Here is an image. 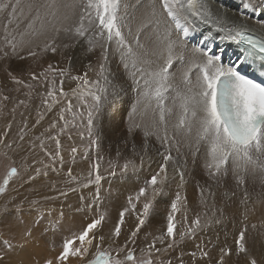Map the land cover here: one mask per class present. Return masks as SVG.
<instances>
[{"label": "snow or ice", "instance_id": "snow-or-ice-1", "mask_svg": "<svg viewBox=\"0 0 264 264\" xmlns=\"http://www.w3.org/2000/svg\"><path fill=\"white\" fill-rule=\"evenodd\" d=\"M240 7L243 12L230 15L212 0H0L2 71L18 86L16 92L28 89L23 95L29 99L32 82L46 85L41 103L47 111L67 96L65 79L76 82L73 119L81 123L73 127L81 140L87 133L81 159L89 162L82 179L68 169L66 190L55 181L46 185L56 195L14 196L0 203V264H264V78L256 82L242 69L218 63L219 56L187 47L197 20L213 23L226 38L246 46L245 59L255 57L264 69V0H240ZM49 53L66 59L67 65L48 63L39 72L31 65L25 68V61L42 62ZM112 56L118 57L114 70ZM77 63L83 71L73 75ZM90 73L95 79H89ZM50 75L60 78L58 89ZM3 89L13 90L7 84ZM133 91L135 103L126 118L121 114L117 120L121 96ZM10 99L0 90V109ZM19 106L28 104L18 99L13 120ZM72 108L69 103L67 111ZM64 112L61 108V121ZM43 119L38 111L33 127ZM67 123L49 137L56 143L54 154L36 138L49 163H29L24 154L37 146L27 140V118L11 141L12 122L6 123L0 131V157L7 161L0 197L17 180L20 184L12 191L19 195L20 188L38 177L60 175L66 161L58 137ZM57 127L56 121L49 125L50 130ZM153 138L160 147L153 146ZM105 141L109 148L115 146L106 168L100 154ZM78 151L71 148L72 163ZM190 164L191 176L202 168L204 181H195L197 203L204 210L192 217L186 194L192 183L186 178ZM146 165L149 174L144 176ZM249 181L261 189L255 200L247 190ZM93 186L87 196L81 192ZM240 190L242 197L237 196ZM77 192V202L67 203L69 193ZM114 195L122 196L123 203L113 218L108 208ZM165 196L169 201L163 221L153 228L160 215L158 198ZM57 201L59 210L47 206ZM128 218L134 224L125 235ZM145 228L150 230L141 241ZM205 234L208 238L201 239ZM42 249L47 252L43 257Z\"/></svg>", "mask_w": 264, "mask_h": 264}, {"label": "rangeland", "instance_id": "rangeland-1", "mask_svg": "<svg viewBox=\"0 0 264 264\" xmlns=\"http://www.w3.org/2000/svg\"><path fill=\"white\" fill-rule=\"evenodd\" d=\"M228 1L229 0H216V2H218L222 6H225L226 2H228ZM113 47H115L114 44H113ZM47 55H50V56H49L48 61L46 63H40V62L33 63L32 60H28V61H25V63H24L25 68H27L29 65H31L32 68H34L37 72H39L41 70V68L42 67H46L48 63H52L54 67H65L67 65V60L66 59H63L62 60L60 56H58V55L57 56H53L51 53H49ZM92 59H93V62H95L96 57L94 56ZM220 59H221V57H220ZM83 63H87V59L86 58L83 59ZM79 65L77 63L75 66L72 67V71H74V73H72L73 75L75 73L82 74L83 69ZM78 74H75V75H78ZM89 76H94L91 79H95V75L94 74L93 75L89 74ZM52 78H54L56 80V87L58 89L60 87L59 84L57 83L59 77L58 76L52 77L50 75V79H52ZM24 79L26 81L29 80V78L26 75L24 76ZM0 80L2 81V83L0 84V90H4L5 91V94H10V96H11V99L9 101H7V102H4V105L5 106L2 109H0V112L3 113V114H0V131H3L4 130V128L6 126V123L12 122L11 135L9 136V141H11V139L16 136V133H17L18 129L23 126V120H24V118H27L28 126H29V133H28L27 140H29V141H35V143H36L37 146L33 150L32 153L25 152L24 154L25 155H28V157H29V163H31V161L33 159H35V160H45V158H47V157H45L44 151H42L40 149V147L38 148V141H39V144H40V140H37L36 138L37 137H40L44 141V149H48L50 147H52L53 149H56V143H55V141L52 140V139H50L49 137L50 136H53V135H56L57 132L59 131V128L60 127H64V124L65 123L63 125L61 124L60 126H58L57 129H53L52 130V133L50 135L49 134H45L43 136V135L40 134L38 136V125H36L35 127H33V125L35 124V121L38 119V86H40V85L37 84L36 82H32L35 85V90L33 91V95L31 97V99H29L27 96L23 95V93H26L28 91V89L22 88L21 89V92H16L14 90L18 86L11 84L7 80L6 74L2 71V66H0ZM4 84H7L8 85V88H11L13 90L10 93H8L6 89H3V85ZM45 88L47 89V86ZM69 93L72 94L73 93L72 90ZM18 99H24L26 101V103L28 104V108H25L23 106L17 107L16 113H15V118L16 117H17V119H20L21 118L19 120L20 121V124L19 125L15 124V122L13 123V114H12V108L17 105ZM70 100H71V98H65V97L60 98V103L56 104L55 106H57V105H59V104L62 103V108H64L65 105ZM29 106H32V107H29ZM49 112L50 111H48V114H49ZM21 113L24 114L23 117L21 116ZM39 113L40 114L41 113L44 114L45 113L44 112V109L41 108V110L39 111ZM74 113H72V114L71 113H68L65 116V121L68 122L67 123V130L63 134H60L59 135L58 138L60 139V143L62 141L64 142L66 139H68L69 136L76 137L78 135L77 138H79L81 140V138H80V136L78 134L79 129L73 127V124H79L81 122L78 121V120H74L73 119V114ZM47 117H48V115L44 116V119L41 120L40 124L46 123ZM50 124H51V121L48 122L47 127H49ZM13 126L14 127L16 126V127L13 128ZM47 127L45 126V128H47ZM82 142H83V144L82 145L80 144L81 146H79V144H77L76 146H71V145H67V144L64 145V147L61 146V149H60L61 155L64 157L66 163H71V157H70L69 153H70V150H71L72 147H77L78 150H79L78 153L76 154V157L77 158H78V156L82 155L81 153H83V149L88 144V137H87V133L86 132H85L84 139L82 140ZM105 145H107V144L105 143ZM0 151H4V149H3L2 146H0ZM100 154L104 156V160L101 163H102V166L104 168H106L107 167V164H108V160L110 158H113V156H111L110 154L109 155L108 154H105L103 151ZM111 154H114V150L111 152ZM81 157L79 159H77L78 161L75 163V167L76 168H74V169L71 166H66V163L64 164V166H63V169L64 170L62 169L61 170V173H60L61 178H58V179L57 178H54V176H55L54 174L55 173L51 172V173H49V178L48 179H46L43 176H41V177H38L35 182H33L31 184H28V185H26L23 188H20L19 189V194L20 193L22 194L24 191H27L28 192V194H27L28 196L27 197L32 198V199H41V196L44 195V194H48V195L49 194L50 195L53 194V195H56L55 193H50L51 192V189H50V187H46V185H49L50 182L55 181L57 183V185H64V189H66V187H67L66 181L69 180V177H68V169L69 168H71L72 169V172H73L75 169H77L78 166H81L82 163L86 162V165H87V167H85L86 169L85 170L80 169L81 176L80 175H77L79 169L77 170V173H75V175H72V176L77 177L78 179H82L83 177H86L87 176V168L89 166V162L88 161H85V160H82ZM6 164H7V161L4 160L3 157H0V179H2L3 174L5 173ZM36 166H38V164ZM56 167L57 168H60V165H59L58 162L56 164ZM143 175L144 176H147L145 172H143ZM25 179H26V177H25ZM178 181H179V178L177 176L176 177V183H178ZM19 184H20V181L19 180L15 181V183H13L10 186L9 192L5 196L0 197V203H2L5 199H10L11 197H14V196L17 197V195H18L17 192L12 191V189L13 188H17L19 186ZM71 186L76 187V184L73 183V184H71ZM104 187L107 188L108 187V184L105 183L104 184ZM171 187H172V191L174 192L175 191V188H176V185L173 184ZM38 190L40 191L39 193H38ZM89 191H94V186L91 187V188H89V189H82L81 190V192L85 196L88 195ZM189 191H190V193H188ZM222 191H223V189H221V192ZM81 192L69 193V196H68V199L69 200H67V202L68 203L75 204L77 202L78 197L81 194ZM15 193H16V195H15ZM36 193H38V197H37ZM186 194H187V197H188L189 204L191 206V210L189 212V216L190 217H192L194 215V212L195 211H203L204 210L197 203L198 197H197V192H196V189H195V185L189 184L187 186V188H186ZM242 195H243V190H240V191L237 192V196L238 197H242ZM262 197H264V195H262ZM19 199L20 198H17V200H19ZM158 199L161 200L160 204L158 205L159 210L162 212V215H164V209L166 207V204L169 201V196H165V197L158 198ZM253 200H255V199L253 198ZM122 203H123V197L122 196L121 197H116L114 195L113 198H112V204L108 208V210L109 211L113 210L111 213L116 212V214H117L118 211H119V206ZM238 204H239V201L237 200V205ZM47 206L48 207H53V208H56L57 210H59L60 202L59 201H57L55 203L49 202L47 204ZM256 207L258 208V204L256 205ZM101 210L103 211L104 209L102 208ZM258 215H259V213H257V216ZM178 219H179V214H178ZM256 219H257V217H252L253 222H255ZM160 222H162V220L154 221L153 228L159 227V223ZM133 224H134V220L132 218H128V224L125 227V233H124L125 235L128 234V228H130L131 226H133ZM77 226H78V223H77ZM177 227H182V224H179L178 223L177 224ZM148 230H149V228H145L140 233V240L141 241H143L144 234ZM207 238H208V236L206 234L201 237V239H207ZM188 247L191 248L192 245H188ZM43 251L46 253V250H43ZM175 255H179V251H177L175 253ZM73 264H74V262H73ZM240 264H243V260L240 261Z\"/></svg>", "mask_w": 264, "mask_h": 264}, {"label": "bare ground", "instance_id": "bare-ground-1", "mask_svg": "<svg viewBox=\"0 0 264 264\" xmlns=\"http://www.w3.org/2000/svg\"><path fill=\"white\" fill-rule=\"evenodd\" d=\"M212 2L215 4L216 8H219L221 11H227L230 15H239L241 12L244 11V9L242 7H240V0H229L228 2H226L225 6L220 5L218 2H216V0H212ZM253 21H255V17H253ZM194 28H195V31L193 33H191V36L194 37V38L190 40V42H189V44L187 46L189 51L193 47H199V48H201L202 51L207 52L209 55H215V56L218 55L219 57H221V59L218 61V63L222 64L224 67L239 68V69L244 70V72L246 74H251L252 71H251V69L248 68L247 63L245 62V60L243 58L244 51H241V49L238 48V44L240 43L238 39L237 40H232V39L226 38L225 33L220 32L218 30V27H216L213 23H205L203 21L197 20ZM49 56L50 55L45 56L43 58V61L40 62V63H46L48 61ZM117 60H118L117 56L110 57L109 64H110V68L111 69L114 70L116 68L117 65H116V63H113V61H117ZM79 64L80 63H78V65ZM79 66L82 67L81 64ZM177 66L179 67V64ZM256 69H257V67L255 68V71H256ZM72 73H74V71H72ZM75 74H78V73H75ZM90 74L93 75V73H90ZM93 77L94 76H89V79H91ZM193 78H194V76H193ZM1 83H2V81L0 80V84ZM57 83L60 86V78H58V82ZM45 87L46 86H44V87L38 86V111H40L41 108H43L44 112H45L43 114V116L48 115V117H47L46 123L38 125V136L40 134L44 136L45 134H49L50 135L52 133V130L48 129L49 127H47V124H48L49 121H51V123L53 121H56L58 126H60L61 124L63 125L65 123V121L59 120V113H60V109L62 108V103L57 105V106H54L53 109L49 112V114H48V111L45 109L44 105H42V103H41L42 94L46 95V91H47V89ZM76 87H77V84H76L75 81H71V80L65 79L64 84H63V90H64L65 93H67V96L65 98H71V100L64 107L65 108L64 116H66L68 113L72 114V113H74L77 110V105H78L77 97L73 93L72 94L69 93L72 89H75ZM83 91L86 93L87 92V88H83ZM120 99H121V102H120V104L117 105V107L120 110L119 114L117 115V120L120 119V115L121 114L124 115V117L126 118V110H128L130 108L131 104L135 103L136 94H135L134 91L133 92H129L126 95L121 96ZM69 103H71L73 105L72 111H67V105ZM168 104L171 105V101L170 100L168 101ZM29 107H32V106H29ZM110 116H111V113H109V117ZM20 119H17V117H16L13 120V123L15 122V124L19 125L20 124V121H19ZM45 126L47 128H45ZM15 127L13 126V128H15ZM77 136L76 137L71 136L72 139L68 138L64 142L62 141L61 142V146L64 147V145H66V144L67 145H71V146H76L77 144H79V146H81L83 144V142H82V140L77 138ZM105 143L107 145H105ZM105 143H104L103 152L105 154H108V155L110 154L111 156L114 157V155H115V146H112L111 148H109L108 142L105 141ZM152 144H153L154 147H160L159 142L156 141L155 138H153ZM39 145L40 144H39V141H38V148H39ZM45 150H47L48 152L52 151L51 153H55V151H56V149H53L52 147H50L48 149H45ZM113 150H114V154H111V152ZM81 154L83 155V153H81ZM82 155L78 156V158L76 157V162L78 161L77 159H79ZM153 155H154V153H153ZM173 155H176V153L173 152ZM181 160L183 161V157L182 156H181ZM44 162L45 163H49L47 158H45ZM75 163H72V162L71 163H66V166H71L74 169V168H76L75 167ZM38 166L42 167L39 164H38ZM85 167H87L86 162L82 163L81 166H78L77 169H75L72 172V175H75V173H77V170L79 169L77 175L81 176L80 169L85 170L86 169ZM152 167L155 168V164H153ZM144 172L146 173V175L149 174L147 165L145 166ZM54 175H55L54 178H57V179L61 178V175L58 176L56 173ZM202 176H203V170L201 168V169L197 170L196 177L193 178L191 176V164L189 165V175L186 178L192 180L191 184L195 185L196 179H200ZM200 182L203 183L204 182L203 179H200ZM229 183L232 184V181H229ZM58 186L60 188H64V185H58ZM247 190L250 193H252L254 199H256V193L261 192L259 184L257 183L255 186H253L251 181H249ZM39 192L40 191L38 190V193ZM38 193H36L37 197H38ZM50 193L57 194L53 190H51ZM188 193H190V191ZM27 194H28V192L24 191L22 194L20 193L19 195H17V198H22L24 196H28ZM15 195H16V193H15ZM261 198L264 199V197H261ZM259 208H260V205L258 204V209ZM112 211L113 210H111L109 212L111 213ZM158 211H160L159 207H158ZM111 216L114 218L116 216V212L111 213ZM158 220H162L163 221L162 212L160 213L159 216L156 217L155 221H158ZM46 253L43 250H41L40 255L43 257L44 255H46Z\"/></svg>", "mask_w": 264, "mask_h": 264}]
</instances>
